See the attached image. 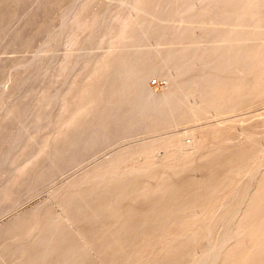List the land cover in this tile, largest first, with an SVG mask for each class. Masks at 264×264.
I'll return each instance as SVG.
<instances>
[{"label":"bare ground","instance_id":"obj_1","mask_svg":"<svg viewBox=\"0 0 264 264\" xmlns=\"http://www.w3.org/2000/svg\"><path fill=\"white\" fill-rule=\"evenodd\" d=\"M77 2L62 19V34L71 36L68 52L80 43L74 38L78 31L85 32L81 44L89 50L108 47L97 55L85 51L76 59L67 52L60 60L57 68L65 71L66 86L43 95L37 101L38 112L33 106L37 113L23 129L25 136L21 133L23 151H4L5 159L0 152V174L6 181L40 155L53 166L69 150L121 132L157 130L181 117L217 115L223 106L254 98L264 88V39L256 29L264 26V0H117L113 8L98 13L87 0ZM193 12L211 15L209 29L220 34L219 43L173 45L188 31L168 20ZM241 22L251 25L250 30L233 34L231 46H226L224 35ZM161 41L168 46L159 48ZM140 47L153 49L134 51ZM162 73L167 75L168 91L156 93L148 79ZM23 83L6 93L9 99L19 95L20 102L0 109L5 119L0 124V148L10 141L7 123L17 116L29 92L20 91ZM251 123L240 128L235 139L233 132L217 130L180 145L160 137L108 157L89 177L70 183L58 195L53 192L30 215L1 225L2 260L82 264L77 241L83 244L84 257L98 255V264L234 261L231 246L237 240V223L249 202L264 196L263 192L251 198L264 168V119ZM21 136H12L9 144L15 145ZM3 159L8 166L2 167Z\"/></svg>","mask_w":264,"mask_h":264},{"label":"rangeland","instance_id":"obj_2","mask_svg":"<svg viewBox=\"0 0 264 264\" xmlns=\"http://www.w3.org/2000/svg\"><path fill=\"white\" fill-rule=\"evenodd\" d=\"M76 1L79 3L82 0H0V109L8 103L13 105L19 101L16 99L19 95L10 98L11 100L6 98L7 94L13 89L15 83L20 82L21 84L24 82L22 84L24 86H21L23 88L20 91H29L25 96H23L24 99L20 105L21 110H19L17 116L14 118L15 121L13 120V123H7L9 126L7 127V134L10 141L8 139L7 142H5L0 148L2 157L4 155V151H6L5 154L7 153L8 155L15 154L17 150L18 152L23 151V147H21L25 138L23 129L33 119L32 117H34L41 109L37 104V101L43 95H51L58 92V90L60 91V89L62 90L66 86L65 82L67 83L68 79H64L67 75L65 71H62L63 69L58 70L57 66L60 60L64 58L68 52V44H70L71 36L68 34H62V19L69 8ZM87 1L89 6L91 4L90 8L92 11H95V13L103 11V9H109L112 6L114 7V4L117 2V0ZM210 16L211 15L209 14L201 15L199 12H193L190 17H174L171 20H168L171 21H167L168 23L187 27L188 31V35L182 39L174 40L176 42H174L173 45L181 47L186 45L215 44V41L219 43L218 40L220 39V34L218 35L217 31H211L209 29L210 24L208 23L211 18ZM249 27L251 28V25L249 26V24L245 22H241L234 26L232 31H228L229 35L227 33L224 35L225 39L223 43L226 44V46H231V38H233L231 36H233V34L235 35V33H237L236 35H242L250 30ZM89 28L90 27L87 26L84 29L88 30ZM256 29L259 33L257 36L264 39V26ZM77 33L79 35L76 34L74 38L78 41L80 40V43L75 45L73 53H71V50L69 51L70 53L68 52L67 54L69 56L71 55L70 58L72 59H76L80 56V54H85V51L86 53H89L90 50L91 55H97L102 52V49L106 50L108 47L106 46L107 44H103L104 46L99 45V48L97 46L93 47V50H89L88 45L86 46L81 44V40L85 36V32L83 33L82 31H78ZM81 34L82 36L79 38ZM14 38L15 43H13ZM162 42L163 41L157 45L159 48H165L168 46L167 42ZM86 48H88V50ZM145 48H148V50L153 49L151 47H144V49ZM98 49L101 50L98 51ZM144 49H141L140 47V49L135 48L134 51L139 52ZM60 73L62 74L60 75ZM159 75L160 76L158 77L151 76L148 79V86H150L156 93H167L168 87L166 86V83L161 87L150 85L152 79H160L165 82L167 81L166 74L162 73ZM62 86L64 87L62 88ZM33 106L34 108H39L38 110L36 109L37 112L33 109ZM52 108L53 110H51L54 111L57 106L55 105L54 107L53 105ZM220 111L217 115L215 112L211 114L209 113L206 116L198 117L199 119L193 116L181 117L175 123L158 127L157 130H131L133 132L127 131L124 135L123 132H121L115 136L113 135L110 139L108 138L107 140L98 141V143L94 142L95 145L91 144L92 148L89 145L90 147L86 146L81 148V150L78 149L80 152L78 150H73L75 152L69 150V154L66 153L67 156L65 154L63 158L58 160L59 163L57 162L53 166L50 165V162L44 155H40L37 158V161H33L31 163L28 162L25 165L24 170L11 180L6 181L3 176V178H1L0 174V180L2 179V181H0V226L8 224L20 215H30L33 212V208L46 202L47 198H49L53 192H55V195H58L61 190L64 187L69 186L70 183L83 180L86 176L89 177L93 172V167H95L98 163L108 157L110 158L111 156L118 154L119 152H123V150L125 151L131 147L133 148L135 145L141 144V142L146 143L161 137V139L166 141L173 140L172 142L180 145V143L188 142L191 139L197 140L200 136L204 135V133L211 135V133L215 130L221 134H230V132H233L232 135L235 137H232V139H235L236 136H239L238 132L240 131V128L242 129L243 127L252 124V121L254 123L259 119H264V88L261 93L254 98L251 97L250 99L242 101L232 107L227 105L223 106ZM3 119L4 118L0 117V124L5 123V119ZM225 121L229 125H227ZM21 133H24V136ZM14 135H22L14 142L15 145H18L17 147L13 145V143H10L12 145L9 144V142H12L13 137H15ZM10 147L16 149H11ZM25 153L28 154L27 150ZM2 157H0L1 162ZM5 157L8 156L4 155L3 158L5 159ZM4 159V163H2L4 166L2 165V167L9 165ZM35 167L39 168L35 169ZM263 169L261 172L262 174L258 179L259 184L255 185V189L253 190L254 193L251 198H254L259 194L261 196L264 194V191H262L264 190L262 187L264 186ZM38 171L41 172L36 173ZM244 179L243 182L248 181L249 178L247 179L246 177ZM261 180L263 181V185ZM261 202H264V196L256 201H250L247 210L240 217L237 223V240L231 246L234 261L229 262L228 264H242L246 260L250 261L252 264L255 262V264H264V223L262 222L264 221V214H261V212H264L262 211L264 210V203L261 204ZM248 213L250 216L247 215ZM244 215L245 219L243 217ZM247 217L249 219H247ZM250 221L253 223V225L252 223L250 224L251 226L248 224ZM244 227H246V229ZM251 228L255 230L252 229L250 231ZM74 245L77 249H79L78 261L80 263L82 262L83 264L84 262V264H89L90 262H93L92 264H98L99 258H97V254H95V257L97 256L96 258H94V255L92 257H84L85 253L83 244L81 242L78 244L76 241ZM252 257L255 259H252ZM2 259L3 257L0 254V264H6Z\"/></svg>","mask_w":264,"mask_h":264},{"label":"built area","instance_id":"obj_3","mask_svg":"<svg viewBox=\"0 0 264 264\" xmlns=\"http://www.w3.org/2000/svg\"><path fill=\"white\" fill-rule=\"evenodd\" d=\"M150 85L151 86L161 87V86L165 85V81L164 80H160V79H152L151 82H150Z\"/></svg>","mask_w":264,"mask_h":264}]
</instances>
